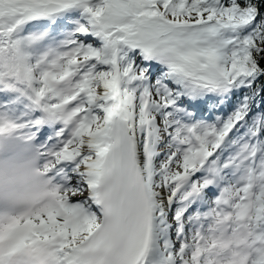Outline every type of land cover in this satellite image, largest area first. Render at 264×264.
I'll return each instance as SVG.
<instances>
[{
	"label": "snow or ice",
	"instance_id": "1",
	"mask_svg": "<svg viewBox=\"0 0 264 264\" xmlns=\"http://www.w3.org/2000/svg\"><path fill=\"white\" fill-rule=\"evenodd\" d=\"M0 264H264V0H0Z\"/></svg>",
	"mask_w": 264,
	"mask_h": 264
}]
</instances>
